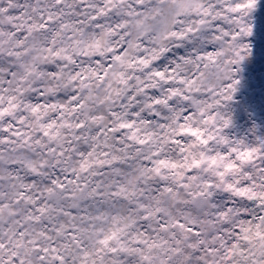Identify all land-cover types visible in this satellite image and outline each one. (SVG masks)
<instances>
[{
    "label": "snow or ice",
    "instance_id": "6c2138e0",
    "mask_svg": "<svg viewBox=\"0 0 264 264\" xmlns=\"http://www.w3.org/2000/svg\"><path fill=\"white\" fill-rule=\"evenodd\" d=\"M0 264H264V0H0Z\"/></svg>",
    "mask_w": 264,
    "mask_h": 264
}]
</instances>
